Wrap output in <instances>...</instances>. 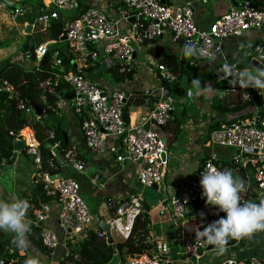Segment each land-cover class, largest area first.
<instances>
[{"label": "built area", "instance_id": "1", "mask_svg": "<svg viewBox=\"0 0 264 264\" xmlns=\"http://www.w3.org/2000/svg\"><path fill=\"white\" fill-rule=\"evenodd\" d=\"M53 1L59 10H71L78 2V0ZM196 1L205 4L209 0ZM122 2L123 8L116 19L108 18L97 8H87L66 24L64 28L66 39H59L58 42L66 43L65 46L71 52L77 53L78 59L83 64L96 62L100 54L114 58L118 62L119 72L129 74L128 79L99 86L88 80L82 72L65 71L61 51L56 48L51 65L52 77L43 82L41 87L49 91L52 86L55 87L63 81L73 94V98L68 102L73 112L80 117V129L86 148L96 154L111 152L122 166L138 163L136 175L139 184L143 187H151L159 184L166 174L168 164L166 140L161 131L171 118L173 100L169 94V85L176 80V77L169 66L161 62L154 64L153 67L149 65V74L141 75L133 72L132 64L135 62L138 49L144 42H150L169 32L174 43L185 44L191 40H194L195 44L199 42L198 60H213L221 54L223 39L241 36L252 29L264 28V9L230 7L207 30H202L194 23V9L190 4L174 5L167 0H122ZM25 13L24 8L17 5L10 10V18L16 20ZM57 18L56 11L41 13L32 25L48 27L51 21ZM130 18H134L135 23L128 30L123 31L121 24L128 22ZM48 51L47 44H40L34 49L37 63ZM252 53L253 59L264 65V44H255ZM223 64L215 69L216 73L223 75L220 72ZM129 81L145 87L155 99L152 109L138 124L128 121L125 116L126 101L130 93L127 83ZM0 93L7 94L15 101L18 109L24 111L31 109L21 92L3 78H0ZM20 132L18 139L24 141V150L31 157L34 166L32 177L34 183L41 184L44 195L48 200L55 201L59 207L61 231L78 239H81V236L85 238L90 231L92 216L82 196L79 182L68 177L52 178L50 173L44 172L39 143L33 130L28 138L24 137L22 131ZM113 137L120 139L121 152L108 148V141ZM206 145L238 150L233 159L234 164L247 170L248 167H252V179L264 193V116L262 114L255 113L249 117L221 122L210 130ZM63 157L65 162L76 171H85V166L76 160L72 149H68ZM209 165L221 170L213 158L205 159L192 178L179 182L173 187L170 196L157 210L161 216L169 213L172 220L181 224L180 232L183 237H180L179 233L175 234L174 241L167 239L168 234L155 237L149 252L129 256L122 264H175L170 257L171 242L176 245L181 243L184 246L185 256L191 264H264V260L255 257L247 260L229 257L214 263L206 261V258L216 251L214 246L207 244L205 240H196L195 229L201 225L192 219L191 205L206 203V199L202 196L200 179L204 169ZM246 177L249 179L248 175ZM137 196L117 206L112 220L119 221L127 216L133 207L140 208L133 204V199ZM48 200L38 202L32 209L35 224L43 222L48 217L50 213ZM125 230L128 228L126 227ZM104 234L99 232L97 235L101 237ZM40 237L42 244L48 249H54L59 245L57 235L50 229L43 227ZM231 242L232 240H229L228 245ZM67 255H69L68 250L64 256ZM0 264L7 263L0 260Z\"/></svg>", "mask_w": 264, "mask_h": 264}, {"label": "crops", "instance_id": "2", "mask_svg": "<svg viewBox=\"0 0 264 264\" xmlns=\"http://www.w3.org/2000/svg\"><path fill=\"white\" fill-rule=\"evenodd\" d=\"M10 1L14 2V4H23V6H21L26 12L24 15L26 18H22L24 16L20 17L22 18L20 20V34L23 37L22 45L26 41V34L24 35V30L27 25H31L32 29L30 35L34 42L33 45H36L37 42H41L40 44H47L48 49H50V46H53L54 44L55 48H57L59 42L56 43L57 41L49 39L48 30H45L46 27L41 25L39 26V24L32 25L34 24L35 18L39 14L56 11L58 13V18L57 20H52L51 23L53 21H61L64 30L66 24L71 19L76 18L87 8H97L110 19L118 18L123 8L122 0H78L77 4L71 10L66 11L57 9L53 0ZM167 1L174 5L186 3L190 4L194 9V23L202 30H207L216 19H218L230 7H233L229 4L228 0H209L205 4L199 3L196 0ZM253 1L258 5L259 9H264V0ZM134 21L135 20L132 19L126 23H122L121 28L123 31L128 30L135 23ZM16 22H11L6 13L2 12L0 14V67L4 68L7 65L15 63L22 69L31 71L36 68V66L40 67V62L37 64V61L33 59L32 60L34 62H23V56L21 54L20 56H11L15 54V46L10 47L8 45L5 49V47L1 45L3 42L2 38L7 31V26H17L18 24ZM36 34L39 35L36 37ZM260 43L264 44V28L252 29L243 33L241 36L223 39L221 42V54L218 57L207 61L198 60V62H196L192 57L186 58L182 54L180 44L172 41V37L169 32H165L162 37L151 42H144L138 49L135 62L132 64L133 72H137V74H149V65L153 67L154 64L160 63V58L167 54L177 56L179 61H182L185 65L186 70L190 69V72L179 74L181 67L180 64L177 68H173L171 66L169 67L176 77V80L174 79L175 81L171 82L169 85V94L173 100V110L171 118L165 125L164 130L161 131V134L165 137L166 142L171 141V144L166 149V157L168 160L167 167L169 166V163H172V161H175V163L169 168L166 167V176L169 174L170 177V180L166 182V185L163 184L161 186L160 184H155L151 187H143L137 180L136 170L139 168L138 163H128L122 166L116 161L114 154L111 152L106 154H96L90 152L84 144L80 129V117L73 112L68 102L69 100L64 98L65 94H72L70 88L65 85L66 87H64L63 91H61L62 95L59 94L57 96L55 103L56 108L54 109L56 113L55 117H58L56 122L57 125L52 126L51 124H47L48 122L45 124L48 126V133L50 134V137L53 134V127L61 130L62 137L60 140H63L64 144L67 145V149L61 148L60 140L51 142V144L58 147L62 154H64L68 149H72L76 160L85 166V171H76L67 162H65L64 166H61L55 158L56 162L59 164L60 170L53 174L60 173L62 178L68 177L76 179L80 184L81 193L90 194L95 199L93 200L92 208H89L92 216L90 231L96 234L99 232L105 233V231H103L100 227V224L104 222L109 226L110 236L113 240V244L115 245V252H112V256L114 254L119 256L116 244L126 241L128 237H132L133 232H136L138 235H145V242L151 245V247L145 248L144 252H149L151 250L155 237H162L165 224L172 220L169 213H165L161 216V214L157 212L159 206H161L162 203L170 196L173 187L179 182L192 178L198 166L207 158H213L220 167L222 166L221 171L226 168L231 169L233 173L238 171L237 173L240 174L242 171L240 177L245 179L249 185L248 191L242 194V200L249 198V193L252 194L251 197L255 195L254 192L258 189V187L248 170L242 167L238 168L237 165L234 164V155L229 161L227 159L228 150L234 149L219 146H207L206 144L208 143L210 130L218 126L221 122L249 117L255 113H260L264 116V91L258 92L252 88H239L238 86H231L227 80H218V76L222 74L216 73L215 70L217 66L223 64L225 61L228 63H237L240 69L249 65L257 68L262 67L260 65H255L256 63L253 64L254 54L252 53L253 46ZM58 49L62 51L63 55L71 60V68H73L71 71L82 72L88 80L95 82L99 86H107L113 83L123 82L125 78L128 79L129 74L126 75L119 72L118 62L114 58L100 54L96 62H87L86 64H83L82 61L78 59L77 53L73 51L71 52L68 47L61 46L58 47ZM114 67H116L117 72L122 76L120 81L113 79L111 71H106ZM102 72L107 73L109 79L104 78L103 75H101ZM193 78H199L202 84L210 83L212 87L216 89L213 93H204L194 99L198 109L197 111L188 109L190 100L186 97V92L190 88L191 80ZM127 83L130 87V93L127 97L125 107L127 110V119L132 123L138 124L152 109L155 99L145 87L136 84L137 82L129 81ZM172 84L177 85H174L173 88ZM181 89L184 91L183 95L179 94V90ZM133 93H144V96L146 97L144 102L146 104H132L131 102L133 99H130V96ZM137 98L140 97L137 96ZM215 100L217 103L228 107L231 110L223 113L217 111L214 108ZM30 108L31 109L26 112L33 111L31 106ZM43 117H41V119H43ZM0 128L8 132L1 125V122ZM20 131H23V129ZM8 133L12 134L14 138H18L21 132L17 135H14L11 132ZM174 145H176L177 148H185V150L182 151L177 149L175 153H172ZM108 148H113L115 151L121 152L122 146L120 139L115 137L110 138L108 141ZM169 153L171 154L170 158ZM232 167L235 168V171ZM248 169L253 172L252 167H248ZM63 171L66 172L67 176H63ZM33 172L34 166L30 156L27 155L25 150H22V152L15 151L12 140L0 131V199H7L9 197L27 199L30 203L28 213L31 211V215L32 209L38 204V202L48 200V198L44 195L42 185L34 183L32 178ZM246 175L249 176V179ZM155 191L162 192L164 196L156 203L154 202L156 198ZM166 193H169L168 197L166 196ZM41 194H43L46 200L39 197ZM260 194L264 195L262 191ZM34 195H36V198H34ZM134 196H137V199H133V204L139 206L140 208L136 209L133 207V210L127 216L119 221H113L112 219L115 216L114 213L116 207ZM48 203L50 207L48 217L43 222L35 224L32 216L33 224L39 226L40 233L43 227L53 231L58 237L59 245L54 249H48L41 241L42 246L48 250V253L41 252L34 246L28 235V239L31 241V246L23 252L18 251V256H16L15 260H12L7 264H24V261L33 255L39 256L42 264H56L57 261L63 258L66 250L70 248V245H75L84 238L81 236V239H78V237H72L63 233L59 226V207L55 201L48 200ZM193 205V210L191 209V211L194 212L191 214L192 219L195 218V215L197 214L200 217L201 213L204 214L203 218L193 219L199 225L206 226L207 224L213 222L214 219H217L218 215L216 211L219 210L218 208L215 207V209L214 207L201 202ZM176 226L181 227V224L177 221ZM126 227L128 230H125ZM167 234L172 237L171 232L165 233V236H167ZM12 236V233L0 232V241L12 239ZM99 238H104L107 243L106 233L104 236ZM169 240L174 241L175 239L173 237V239ZM241 240H232V242L228 245L225 255L217 256L216 254H210L208 258H206V261L209 260L214 263L218 260L229 257L240 260H247L255 257L257 259L264 260V258L261 257V255H264L263 248L258 249L259 253L257 255L238 257L235 252H232L231 250L233 248L242 246V248H248L252 246L254 244L255 237L245 241V245H238ZM181 252L182 251L177 248V245L174 242L170 244V257H173V259H171L175 261V264H191L186 256L182 259H179L176 256ZM127 257L129 256L124 258L126 259Z\"/></svg>", "mask_w": 264, "mask_h": 264}, {"label": "trees", "instance_id": "3", "mask_svg": "<svg viewBox=\"0 0 264 264\" xmlns=\"http://www.w3.org/2000/svg\"><path fill=\"white\" fill-rule=\"evenodd\" d=\"M75 18L71 19L70 21L74 20ZM57 20V19H56ZM45 30H48V36L49 39L59 41L61 38V34L63 32V24L61 21H53L51 24L48 25V27L45 28ZM41 42H37L36 45H33L31 48V51L28 52V55L31 56V59L34 58V49L40 45ZM92 48V46H89ZM55 44L50 47L49 49V56L46 61V63L42 67L34 68L31 71H26L22 69L18 64H10L6 67L0 69V78L8 80L13 86H15L20 92L21 95L28 101L35 102L38 106H40L44 111L43 115H49L50 113H55L56 108V100L57 96L61 94V91H63L64 87H66L65 83L63 81H60L61 84L54 87L52 86L51 90L43 89L41 87V84L52 77L53 70L51 68L52 65V59L51 56L55 50ZM62 56V63L64 66L65 71H71L73 68H71V60L67 58L65 55H63L62 51L60 52ZM160 62L163 64H167L168 66H171L173 68H177V66L180 64V70L179 74L186 73V67L183 64V62L179 61L177 56L172 55H164L160 58ZM113 75V79L116 81H120L122 79L121 74L117 72L116 67L110 68V70ZM176 71V70H175ZM173 88L174 85L172 84ZM179 94H184V91L181 89L179 90ZM140 97V98H137ZM130 99L132 100V104L135 105H145L146 103L144 100L146 97L144 96V93H133L130 96ZM129 99V100H130ZM128 100V101H129ZM214 108L219 112H225L230 111L231 109L225 106H222L221 104L217 103L215 100ZM33 113L26 112L24 110H20L16 107L15 101L10 99L7 94L0 93V122L1 125L8 131L13 133L14 135H17L20 130L23 129L22 134L24 137L28 135L31 130H33L35 138L37 142L39 143V150L41 153V164H42V170L44 172H49L51 174L58 172L60 170L59 164L56 162L54 155L45 149L46 143H51L57 140L61 139V130L55 129L52 130L53 134L50 137L48 133V126L45 124L41 117L36 118V116L31 115ZM125 116L127 118V110L125 108ZM58 127V126H57ZM31 129V130H30ZM60 146L62 149H67V145L64 144L63 140H60ZM222 167V166H221ZM220 167V168H221ZM242 172V171H241ZM240 172V175H241ZM40 189V188H39ZM40 198H43V200H46V198L41 194L39 195ZM34 198H36V195H34ZM215 208V207H214ZM217 213V219H214L213 221L218 220L221 217H225L226 214L223 212H220L219 210L216 211ZM28 219L31 221V232L29 234V238L34 244L35 247H37L41 252L48 253V250H46L42 244L39 237L40 228L37 225L33 224V219L31 215V211L27 214ZM214 218V217H213ZM12 239H5L3 241H0V260L5 261L6 263L11 262L12 260H15L16 256H18V249H16L11 244ZM248 239H242L238 245H245V241ZM70 248L68 249L67 256H63L62 259L57 261L56 264H106L110 261L112 257V248L111 245L107 244L104 238H99L96 233L90 231L88 235L80 240L75 245H70ZM151 245H149L147 242H145V235L142 234H136V232H133L132 237H128L126 241L119 242L116 244V248L118 250L119 256H121L123 259L126 256H134L144 253L145 248H149Z\"/></svg>", "mask_w": 264, "mask_h": 264}, {"label": "clouds", "instance_id": "4", "mask_svg": "<svg viewBox=\"0 0 264 264\" xmlns=\"http://www.w3.org/2000/svg\"><path fill=\"white\" fill-rule=\"evenodd\" d=\"M181 45L183 46L181 52L186 58L200 55V50L195 44L186 42ZM258 64L262 67H258L253 73L248 68L239 69L237 63L230 64L225 61L220 69L223 75L218 76V80H227L231 86L239 88L264 91V65ZM215 91L210 83L202 84L199 78H193L186 97L192 100L204 93ZM200 185L206 204L226 214L225 217L195 229L196 240L203 239L207 244L214 246L217 256L226 254L229 240L251 239L256 233L264 232V199L258 203L242 200V194L247 192L249 187L245 179L234 175L231 169L221 171L209 165L201 174ZM29 208L30 203L27 199L19 197L0 199V232L12 233L11 244L20 252L31 246L28 239L31 232V221L27 217ZM200 215L204 216L203 213ZM24 264H42V261L39 256L33 255L26 259Z\"/></svg>", "mask_w": 264, "mask_h": 264}, {"label": "rangeland", "instance_id": "5", "mask_svg": "<svg viewBox=\"0 0 264 264\" xmlns=\"http://www.w3.org/2000/svg\"><path fill=\"white\" fill-rule=\"evenodd\" d=\"M0 5H1V8H0V14L2 13V12H4V13H6V15H7V17L9 18V20L11 21V22H16L17 20H18V18H19V20L16 22L18 25L17 26H14V25H12V26H7V28H6V34L4 35V37L2 38L3 39V42H2V46L3 47H5V49L7 48V46L9 45L10 47H12V46H15V51H14V55H11L12 57H15L16 55H19L20 56V54L23 56L22 58H23V62L24 61H27V62H30V61H33L32 59H31V56H29L28 55V52H22L21 51V46H22V42H23V37L21 36V34H20V27H21V23H20V20L22 19V18H26L25 16L24 17H22V16H20V17H22V18H20V17H18L16 20H12L11 18H10V10L13 8L12 6H9V5H7V4H5L4 2H3V0H0ZM20 5V4H19ZM22 6H23V4H21ZM62 11H66V10H62ZM40 26V25H39ZM25 35V34H24ZM37 35H39V34H36V37H37ZM66 45V43H59L58 44V47H61V46H65ZM52 46V45H51ZM50 46V47H51ZM57 47V48H58ZM32 48V47H31ZM31 48H30V51H31ZM51 59L53 60V54H52V56H51ZM35 61H36V59H34ZM51 60V61H52ZM143 60H145V59H143ZM34 62V61H33ZM38 64V63H37ZM0 68H2V67H0ZM244 68H248V69H250V70H252L253 71V73H255V71H256V69H257V67H253V66H251V65H249V66H244ZM243 68V69H244ZM187 72H190V69L189 70H187ZM101 75H103V77L104 78H106V79H109V76L107 75V73H105V72H102L101 73ZM195 99V98H194ZM194 99H192V100H190V104H189V106H188V109L189 110H195V111H197L198 109H197V107H196V104H195V100ZM30 113H33V114H31V115H33V116H36V114L33 112V111H30ZM55 115H56V113H50L49 115H47V116H45V115H43L42 117H43V119H42V121L44 122V123H47V124H51L52 126H54V125H57V118L58 117H55ZM64 122V121H63ZM55 129H57V128H55V127H53L52 128V130H55ZM62 134V133H61ZM171 144V141H167L166 142V149L168 148V146ZM218 147V146H217ZM177 149H180V150H182V151H184L185 150V148H177V146L176 145H174V147H173V151H172V153H175L176 152V150ZM19 152H22V151H19ZM238 153V150H228V153H227V159H228V161L230 160V158L234 155V157H235V155ZM170 153H169V158H170ZM31 158V157H30ZM169 162H170V159H169ZM175 163V161H172V163H169V166L167 167V168H169L170 166H172L173 164ZM238 168H240V166H237ZM164 169V168H163ZM163 169H162V176L164 175L163 174ZM232 169L235 171V168H233L232 167ZM167 170V169H166ZM238 171H236L235 173H234V175H239L240 176V174L239 173H237ZM248 172H249V174L252 176V171L250 170V169H248ZM63 176L65 177V176H67V174H66V172L65 171H63ZM170 180V177H169V174H167V176H166V174L164 175V178H163V180H161L160 182H159V184L162 186L163 184L164 185H166L167 183L166 182H168ZM262 191V189H260V188H258L255 192H254V196L253 197H251L252 196V194H250L249 193V198H247L248 200H251V201H253V202H259L261 199H264V195H262V194H260V192ZM155 193H156V198H155V203L156 202H158V200H160L161 198H163L164 196H163V193L162 192H159V191H155ZM82 196H83V198H84V200L86 201V203H87V205H88V207L91 209L92 208V205H93V200H95L90 194L88 195V194H86V193H83L82 194ZM166 196L168 197L169 196V193H166ZM246 199V200H247ZM245 200V201H246ZM204 204H206V203H204ZM193 207H194V205H191V209L193 210ZM211 209V208H210ZM191 213H194L193 211H191ZM195 218L197 219V218H203V217H200L198 214L197 215H195ZM195 218H193V219H195ZM199 221V220H198ZM180 229H181V227H177L176 226V221L175 220H171V221H169V222H167L166 224H165V228H164V233H163V235H165V233H167V232H171V235H172V237H174L175 236V233H179V236L180 237H183V234L180 232ZM171 236L170 237H168L169 239H173ZM255 237V241H254V244L252 245V246H250V247H244V248H242V247H237V248H233L231 251L232 252H235V254L236 255H238V257L239 256H246V255H257L258 253H259V251H258V249H260V248H263V251H264V232H259V233H256L254 236H253V238ZM172 243V242H171ZM177 248H179L182 252L179 254V255H176L179 259H182V258H184V254H185V248H184V246L182 245V244H179V243H177ZM262 250V249H261ZM262 251V252H263ZM216 254V252H214V253H212V255H215ZM261 257H263L264 258V255H261ZM171 258L173 259V257L171 256ZM124 260H125V258L123 259V258H121V257H119L118 255H113L112 257H111V259H110V261L109 262H107L106 264H122L123 262H124Z\"/></svg>", "mask_w": 264, "mask_h": 264}, {"label": "water", "instance_id": "6", "mask_svg": "<svg viewBox=\"0 0 264 264\" xmlns=\"http://www.w3.org/2000/svg\"><path fill=\"white\" fill-rule=\"evenodd\" d=\"M3 2L9 6H12V7H16L17 4H14V2L10 1V0H3ZM229 4L233 7H247V8H253V9H257L258 8V5L253 1V0H240V1H237V0H228ZM133 18H130L129 20H132ZM31 29H32V26L31 25H27L25 30H24V34H26V41L25 43L22 45L21 47V51L22 52H29L30 48L33 46V40H32V37H31ZM66 39V32L63 31L62 32V36L60 38V40H65ZM190 43H193L195 44V41L194 40H191L189 41ZM196 46L199 45V42L197 44H195ZM180 48H182V45L180 44ZM49 52H46V54L41 58L40 60V63H39V66L42 67L47 59H48V56H49ZM192 58L198 62V57L197 56H192ZM256 62L253 61V64H255ZM189 65V64H187ZM255 65L259 66L258 63H256ZM64 98L68 99V100H71L73 98V94H65L64 95ZM29 104L30 106L32 107L34 113L36 114V116L39 118L42 116L43 114V109L38 106L35 102L33 101H29ZM148 126H145V128H147ZM0 131L5 135L7 136L10 140H12V143H13V146H14V150L15 151H22L24 150V141L22 139H18V138H14L12 134L2 130L0 128ZM45 149H47L48 151L52 152L56 158V160L58 161V163L61 165V166H64L65 165V161H64V158H63V155H62V152L61 150L58 148V147H55L53 146V144L51 143H46L45 144ZM52 178H57V179H60L62 177V175L60 173H56V174H52L51 175ZM100 227L103 229V231H105L106 233V238H107V244H110L111 247H112V252L114 253L115 252V245L113 244V240L110 236V232H109V226L107 224H105L104 222L100 224ZM171 264V263H169Z\"/></svg>", "mask_w": 264, "mask_h": 264}, {"label": "bare ground", "instance_id": "7", "mask_svg": "<svg viewBox=\"0 0 264 264\" xmlns=\"http://www.w3.org/2000/svg\"><path fill=\"white\" fill-rule=\"evenodd\" d=\"M29 134H30V133H29ZM29 134H28V135H26V136H25V138H28Z\"/></svg>", "mask_w": 264, "mask_h": 264}]
</instances>
